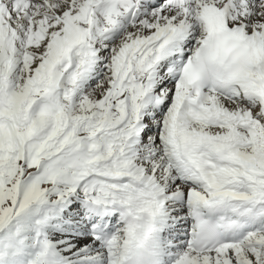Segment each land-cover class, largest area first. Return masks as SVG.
Segmentation results:
<instances>
[{"label": "snow or ice", "instance_id": "1", "mask_svg": "<svg viewBox=\"0 0 264 264\" xmlns=\"http://www.w3.org/2000/svg\"><path fill=\"white\" fill-rule=\"evenodd\" d=\"M0 264H264V0H0Z\"/></svg>", "mask_w": 264, "mask_h": 264}]
</instances>
